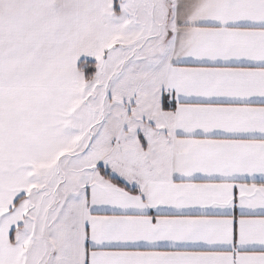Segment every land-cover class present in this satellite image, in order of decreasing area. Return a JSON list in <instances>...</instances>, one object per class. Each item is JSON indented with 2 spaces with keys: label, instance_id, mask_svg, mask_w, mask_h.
<instances>
[{
  "label": "snow or ice",
  "instance_id": "6c2138e0",
  "mask_svg": "<svg viewBox=\"0 0 264 264\" xmlns=\"http://www.w3.org/2000/svg\"><path fill=\"white\" fill-rule=\"evenodd\" d=\"M0 264H264V0H0Z\"/></svg>",
  "mask_w": 264,
  "mask_h": 264
}]
</instances>
